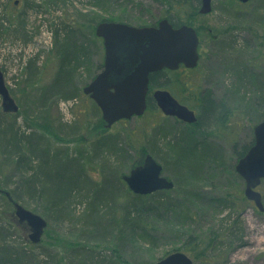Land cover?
<instances>
[{
	"label": "rangeland",
	"instance_id": "rangeland-1",
	"mask_svg": "<svg viewBox=\"0 0 264 264\" xmlns=\"http://www.w3.org/2000/svg\"><path fill=\"white\" fill-rule=\"evenodd\" d=\"M225 1L232 4V11L224 8ZM263 7L264 0H249L246 4L238 0H212L211 13H196L187 20L198 33L199 63L191 72H180L178 80L180 84L185 83L184 91L176 83L168 90L194 111L198 93L209 91L215 101L229 109V120L224 128L217 126V131L205 140L221 149L224 157L221 165L206 166L202 183L197 186L201 199L199 202L192 200L190 219L184 226L169 225L180 237L165 235L167 218L158 211L157 214L156 211H141L143 204L136 202L139 214L157 233L155 246L138 242L127 230L124 242L119 244L121 248L116 249L117 230L121 228L117 222L123 216L122 207L127 200L122 185L111 214L104 206L96 213L87 214L85 198L82 201L74 196L68 207L51 215L36 198L21 191V182L27 175L10 162L1 168L2 176L10 177L7 180L10 184L5 185L4 190L17 188L16 202L47 222L40 242L32 244L28 226L17 222L13 203L7 207L0 200V220L11 233L6 242L13 252L24 256V264H85L88 258H93L92 261L105 258L112 250L122 264H154L175 252L187 237L206 240L211 234L219 236L223 245L220 250L208 253L207 264H264V212H259L252 202L243 203L244 182L237 179L235 171L237 153L253 140V128L261 122L252 117L253 110L264 100V21H255L264 20ZM162 18V9L150 0H0V20L4 25V34L0 37V70L19 106L17 113L5 114L0 99V120L6 125L15 124L19 132L44 134L43 143L63 157L65 153L74 156L75 151L87 150L100 134L119 132L128 153L120 173L128 174L131 162L143 152L150 154L161 165L162 176L173 182L176 169L172 157L148 148L152 131L163 123L164 116L159 111L134 117L127 123L118 122L109 129L105 128L103 120L100 122L87 113L85 116L79 113L85 110L89 99L82 90L92 80L90 77L101 71L103 64L102 40L95 36L99 21L146 26ZM20 21L22 23L17 26ZM63 27L72 31L79 29V33L72 34L77 44L92 43L88 55L92 71L88 76L82 68L74 70L73 98L48 94L43 107L39 108L37 101L42 89L51 84L60 65L55 34L61 36ZM204 111L205 107L200 104L196 113ZM168 119L176 129L197 137L190 126ZM60 124L76 125L79 133H69L62 126L58 133L54 126ZM162 144L160 141L159 145ZM113 163L110 157L101 171L99 158L90 160L86 166L90 179L99 181L106 177ZM256 190L262 194L264 205V182ZM174 197L180 200L183 193L179 190ZM223 199L235 206L228 220L224 218L230 213L216 216L217 210H214ZM230 230L234 231L230 233ZM1 244L0 241V247Z\"/></svg>",
	"mask_w": 264,
	"mask_h": 264
},
{
	"label": "trees",
	"instance_id": "trees-1",
	"mask_svg": "<svg viewBox=\"0 0 264 264\" xmlns=\"http://www.w3.org/2000/svg\"><path fill=\"white\" fill-rule=\"evenodd\" d=\"M150 1L162 9L163 18L168 19L174 27L183 24L190 25L187 20L190 16L192 17V15L198 13L199 9V0ZM224 8L227 11H232L233 6L228 1H225ZM259 15L262 17L261 14ZM1 20L0 37L4 34V25H2ZM101 21L106 20H100L99 22ZM255 21L263 22L264 20ZM21 23V21L17 22V26H20ZM156 23L154 22L151 25H156ZM17 29L19 28L17 27L15 32H17ZM61 33V36L57 32L55 34V46L59 45L60 65L51 84L42 89L41 96L37 101L39 108L43 107L48 94L52 96L60 95L64 99L73 98L74 88L71 86V79L74 70L82 68L85 75L88 76L92 71L91 59L88 56L92 43L82 42L77 44L74 41L72 34L79 33V29L72 31L68 30L67 27H63ZM57 37H60V40ZM193 70L180 68L177 71L161 70L152 73L149 77V90L150 92L155 89L168 90L176 83V86L184 91L186 88L185 83L180 84L178 76L181 71L191 72ZM93 78L94 76L90 77V79ZM254 86L256 85L254 84ZM197 96V108L202 104L205 107V111L197 114L196 108L197 121L188 125L196 131L197 137L188 136L185 132L176 129L169 122V119L164 117L162 125L152 131L148 140V148L152 152L156 151L172 157L173 168L176 171L173 174L174 187L171 190L158 191L146 196L135 195L129 191L121 179L123 174L120 173V168L128 153L127 144L119 132L116 134H109V132L100 134L90 143L87 150L75 151L74 156H69L65 153L63 157L60 156L59 152L52 150L43 143L44 134H38L34 131L30 133L19 132L18 129L14 128L15 124L6 125L2 120H0V156L2 157L0 161V190L6 191L3 187L10 184L7 182L10 177H3L1 168L12 162L14 168L23 170L27 175L21 182V191L27 196L36 198L42 203L46 212H50L51 215H56L59 210L68 207L74 196L82 201L85 198L87 214L96 213L99 207L102 206L111 214L114 211L112 205L117 200L118 195H120L119 186L122 185L127 195V200L124 207H122L123 216L117 222L121 228L117 230L118 242L115 245L116 249L121 248L119 244L124 242L127 230L130 232L129 235L134 236L138 242L151 247L155 246L157 233H155L154 227L143 219V215L139 214L135 205L136 202L143 204L144 210L141 209V211L150 213L156 211V214L158 211L163 214L167 218L164 224V234L179 238L180 233L169 225L184 226L190 219L191 204L199 202L201 199L197 186L202 183L206 166H220L224 158L220 148L212 143H206L205 140L217 131V126L224 128L229 120V109L222 102L215 101L209 91H200ZM178 101L190 108L187 104L180 100ZM146 103L147 109L145 113H156V111H159L150 94L147 96ZM258 105V109L253 110L254 116L252 115V118L262 121L264 119V100L259 102ZM79 113L84 116L87 113L100 122L102 121L100 110L90 99H88V105L85 110H81ZM127 122L129 121H120V123ZM175 122L179 123L180 121L175 119ZM59 126L66 128L65 130L69 131V133L75 134L78 132L76 125L70 127V125L60 124L56 127L54 126L55 131L58 133H61V127L59 128ZM160 141H163L161 146L159 145ZM252 145L253 140L248 145L240 148L236 156L237 161L245 155ZM110 157L114 159V163L109 168V174L106 177L103 175L104 177L99 181L90 179L89 172L86 170L87 163L90 160L99 158L101 171H104V165L109 163ZM143 157L144 154L142 152L131 162L129 169L140 165ZM236 177L241 181L238 175ZM16 190L17 188L15 191H6L12 201L4 193H0L2 204L10 207L13 202H16L18 198ZM179 190L183 193V197L177 200L174 195ZM242 201L246 205L249 203L245 198ZM218 206L217 209H214L217 210L216 216L223 212L230 213L224 218L225 220H228L231 214L235 212V206L229 200H219ZM1 222L2 220H0V241L2 243L0 247V264H24V256L13 252L12 247L6 242L7 237L11 234L10 228L3 226ZM233 231L230 230V233ZM222 245L223 243L220 242V238L216 234H211L206 240L189 236L175 252L185 253L195 264H207L208 253L220 250ZM113 253L114 251L112 250L109 256L100 259L96 258L95 261H92L93 258L90 257L84 263L122 264Z\"/></svg>",
	"mask_w": 264,
	"mask_h": 264
},
{
	"label": "water",
	"instance_id": "water-1",
	"mask_svg": "<svg viewBox=\"0 0 264 264\" xmlns=\"http://www.w3.org/2000/svg\"><path fill=\"white\" fill-rule=\"evenodd\" d=\"M246 4L249 0H238ZM198 14L212 11V0H199ZM17 4V1L15 2ZM95 36L102 40L104 59L102 70L83 88L84 95L98 107L105 128L119 121L142 116L147 109L150 74L163 69L176 71L181 66L194 69L199 62V38L194 27L183 24L172 26L164 18L155 26H133L121 22L102 21L95 28ZM153 101L161 113L184 124H194V110L178 102L163 89L154 90ZM1 109L15 114L19 106L5 85L0 70ZM236 173L244 182V196L259 212L264 211L262 194L256 189L264 182V120L253 128V145L235 165ZM130 192L146 196L168 191L174 183L162 176V167L150 154H145L140 165L121 177ZM9 200V193L0 190ZM14 215L19 224L29 228V241L38 244L47 226L44 218L13 202ZM154 264H195L183 252H173Z\"/></svg>",
	"mask_w": 264,
	"mask_h": 264
}]
</instances>
